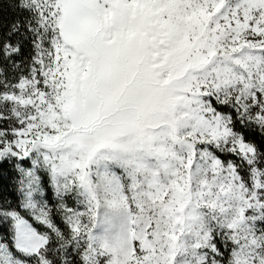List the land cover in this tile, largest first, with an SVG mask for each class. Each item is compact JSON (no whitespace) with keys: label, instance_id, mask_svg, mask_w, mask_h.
Segmentation results:
<instances>
[{"label":"snow or ice","instance_id":"snow-or-ice-1","mask_svg":"<svg viewBox=\"0 0 264 264\" xmlns=\"http://www.w3.org/2000/svg\"><path fill=\"white\" fill-rule=\"evenodd\" d=\"M0 264H264V0H0Z\"/></svg>","mask_w":264,"mask_h":264},{"label":"trees","instance_id":"trees-1","mask_svg":"<svg viewBox=\"0 0 264 264\" xmlns=\"http://www.w3.org/2000/svg\"><path fill=\"white\" fill-rule=\"evenodd\" d=\"M5 15H10L9 13H4Z\"/></svg>","mask_w":264,"mask_h":264}]
</instances>
